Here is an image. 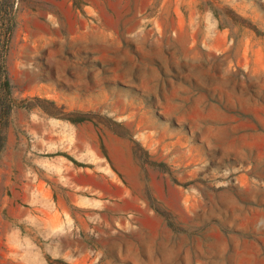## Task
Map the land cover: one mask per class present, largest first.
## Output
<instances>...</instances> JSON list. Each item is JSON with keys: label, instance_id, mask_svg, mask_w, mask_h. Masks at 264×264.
I'll return each mask as SVG.
<instances>
[{"label": "rangeland", "instance_id": "374dc122", "mask_svg": "<svg viewBox=\"0 0 264 264\" xmlns=\"http://www.w3.org/2000/svg\"><path fill=\"white\" fill-rule=\"evenodd\" d=\"M0 264H264V0H0Z\"/></svg>", "mask_w": 264, "mask_h": 264}]
</instances>
